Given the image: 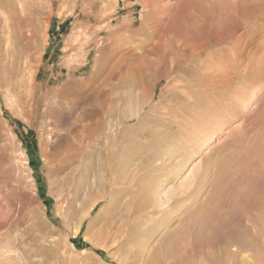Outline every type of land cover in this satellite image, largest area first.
Returning a JSON list of instances; mask_svg holds the SVG:
<instances>
[{
    "label": "rangeland",
    "instance_id": "1",
    "mask_svg": "<svg viewBox=\"0 0 264 264\" xmlns=\"http://www.w3.org/2000/svg\"><path fill=\"white\" fill-rule=\"evenodd\" d=\"M201 1L189 10L192 24L183 22L191 33L206 23L210 5ZM179 2L0 0V225L9 223L0 230V264H150L187 219L206 244L169 264H230L253 241L243 215L264 207V10L246 35L258 52L246 54L249 67L225 76L234 87L206 91L199 83L219 72L227 44L204 33L201 57L153 50ZM225 21L234 25V15ZM169 37L173 45L180 38ZM182 39L193 42L191 34ZM158 161L167 167L149 172ZM205 172L207 183L177 203L169 223L141 225L149 237L105 241L103 202L75 232L82 206L109 181L140 178L113 194L121 216L154 198L165 202ZM261 240L241 257L264 264Z\"/></svg>",
    "mask_w": 264,
    "mask_h": 264
},
{
    "label": "bare ground",
    "instance_id": "2",
    "mask_svg": "<svg viewBox=\"0 0 264 264\" xmlns=\"http://www.w3.org/2000/svg\"><path fill=\"white\" fill-rule=\"evenodd\" d=\"M230 1L232 2L233 6L229 7L227 5L228 7L226 6L225 7L226 9H225L221 5V4H223L221 0H202L201 2L204 5H206V4L210 5L212 9L209 6V12L207 11L206 14L201 13L202 16L204 17V19L206 20V23H204V25L201 27H197L196 25L193 24L192 25L193 26V33H191V31L189 30V27L185 26V24H183V22L185 21V19L189 20L190 13H191V12L189 13V10L192 6L194 7L195 10L199 7L197 5L198 0H180V2L177 4V11H176V14L174 16V20H171L169 22V24L166 26L165 33L163 32V34L160 35L159 39L155 42V47L153 49V50L159 51L163 48L161 51H165L166 54H168L169 56H171L173 58L176 56L175 48H176V50H179L182 53H184V55L186 53L190 52V53H193L195 55V57H201L204 54L203 48L205 47V43L203 42L204 33H207L209 35H213L212 37L214 39L218 40V42H219L218 45L227 44V46L222 47V51L223 52H230V56H227V58H223L224 57L223 56L220 59V64L218 66L219 72L214 74L213 76H211L210 79H208V80L203 79L199 83L206 91H220L222 89L225 90V89H228V88L230 89V88L234 87L233 86L234 80L231 78L225 79L226 78L225 76H227L228 74L234 75V74H236L237 71L241 70L242 68L249 67L248 65L244 64L245 63L244 60H245V58H247L246 54L251 53V51L254 54L257 51V47L255 45L256 39L252 38L253 37L252 36L251 39L249 40L246 38V35L253 33V31L256 29L258 21L260 20L259 13L262 10H264L263 9L264 2L263 3H262V1L259 2L260 0H251V2H249V0H230ZM228 3H229V1H228ZM232 4H230V5H232ZM224 6H225V3H224ZM231 7L232 8L234 7V9H232ZM196 13H198V12H196ZM233 15H234V21H233L234 25L225 21L226 19H229V17L233 16ZM193 19H194V13H193ZM245 21H251L252 27H250V26H249V28H245V26L243 27L242 23H245ZM215 22H217V26H216L217 28L216 29L214 28ZM191 24H192V22H191ZM170 25H174L175 29L173 28L171 30ZM169 34H171V36H173L174 38L176 36L180 37L178 40H175V45H173L174 43H172V41L169 40V39L172 40V37H169ZM187 34L192 35L193 42L188 43L182 39V38H185V35H187ZM209 52H208L209 54H207V55H208V57L211 58L210 60H213V58L216 56L215 53L217 51L214 50V51H209ZM257 53H255V54H257ZM253 54L251 55V57L253 56ZM175 62H176V60H175ZM213 68H215V67L213 66ZM204 70H206V69H204ZM228 77H230V76H228ZM236 103H238V101ZM196 135H197V133H196ZM207 135L208 134H203L202 136H204V138H208ZM199 139L203 140V138H199ZM69 161L72 162V159ZM155 163H157V161H155ZM155 163L150 165L151 169L149 170V172L158 173L167 167V164H162V163L159 164V161H158V164H155ZM120 169H122V168H120ZM118 171H120V170H118ZM124 171H126L125 168L122 172H124ZM207 174H208V172H205L199 178L196 177L195 178L196 180L195 181L193 180L194 181L193 183L185 184V185L183 184V185L179 186V188L176 191H174V193L171 196L166 198L165 202H162L160 200L157 201V199L154 198L152 205L146 206L147 204L143 205V203L142 204L140 203L141 206H138L137 208L134 207V209H131V208L129 210L127 209L128 211L126 212V214H123L121 216H117L113 213L115 210L114 207L117 206V205H114L116 198H114L113 194L116 193L117 191L123 192L120 185L121 186L123 185V187L124 186L127 187V186L132 185V184L136 185L137 182H140L139 181L140 178L138 179V181H136L134 178H133L134 180L132 179L131 181H129L128 180L129 175H128L127 180L129 181V183L126 182L127 184L120 182L116 179L112 180L111 182L109 181V183H106L101 188V190L103 191L101 196H98L96 198L91 199L90 202H88L82 206L81 215L76 220L75 232H76V234L80 233L83 224L85 223V221L88 218L90 219V216H91L92 212L95 210L98 203L103 202V203H106L105 213L107 215V218L104 219L103 228H102L103 229L102 235L104 236L105 241H111L112 240L113 242H116V241L120 240L122 242L123 241L127 242V241H131L133 235H135V234L137 237H145V238L147 236L149 237L150 231L149 230L145 231L144 228H140L141 225L142 226L144 225V227L149 226L148 228L150 229L151 227H155L156 225H158L161 222H163V223L168 222L169 221L168 218L172 217V215H174L178 212V209H177L178 204L177 203L180 202V200H181V202H183V205H185V203H187V201L189 199L195 197L200 192V189H201L200 187L204 186V184L207 183V180H206V177H208ZM134 176L138 177L136 175H134ZM158 176H159V174L157 175V177ZM120 177L122 178V173H121ZM132 177H133V175H132ZM113 178H114V176H113ZM123 178H126V177H123ZM244 180H245L244 182L248 183L251 180V178L247 177V178H244ZM208 183H209V181H208ZM135 185H134V187H136ZM137 185H138V183H137ZM129 188L130 187L123 188V189L128 190ZM129 192L130 191L128 190V193ZM263 197H264V190H263ZM117 202L119 203V201H117ZM261 205H262V203H261ZM202 207H203V209H205L204 205H202ZM260 207H258L257 204H255L250 209L248 208L249 209V210H247L248 212L246 211V214L243 215L244 218L247 220V223L250 225L249 227L256 234L253 237V241L250 244H248V246L240 245L241 248H237L236 253H233L232 255L230 254L232 257L228 256V257H231L230 264H253V261L252 262L250 261V263H249L248 260L246 258H242L241 255L243 253V251H242L243 249H245L246 252L247 251L251 252L254 249L259 250V248H257V247H258L259 243L261 241H263V240H261V238L264 236V207H261V208ZM209 208H211V207H209ZM204 212H207V210L205 209ZM118 214H119V212H118ZM159 214H162L163 216L166 215L167 219H166V216H165V219H163V220L157 218ZM201 215H202V213H201ZM210 215H208V216L211 217ZM240 216H241V214H240ZM243 216H242V218H243ZM223 217H225V216H223ZM198 219H200V218H198ZM201 219H203V218H201ZM179 222H182V221H179ZM178 225H179V223H178ZM8 226H9V223L1 224L0 230L5 228V227H8ZM183 227L185 229V230L183 229L184 232L179 233V235L176 237V239L174 238L175 241H172L171 244L169 243L171 246L167 247L164 250L165 254H161V255L158 254L159 256H157V257L155 256L154 261L150 264H169L170 261H172V262L173 261L174 262L184 261L185 259L193 256V252L197 249V247H199V246L202 247L206 244L205 242H203L199 238H197V239L193 238V222L191 220L187 219V221L184 222ZM151 229L153 230V228H151ZM156 229H154V230L156 231ZM202 229H203V227H202ZM201 231H200V233H201ZM141 244H143V243L139 244V246L137 247L138 249L142 246ZM262 252H260V253H262ZM226 254H228V253H226Z\"/></svg>",
    "mask_w": 264,
    "mask_h": 264
}]
</instances>
